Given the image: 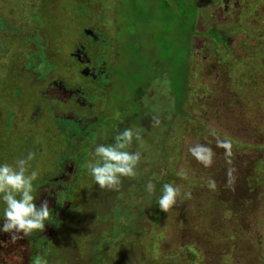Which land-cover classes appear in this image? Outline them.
<instances>
[{
	"label": "rangeland",
	"instance_id": "rangeland-1",
	"mask_svg": "<svg viewBox=\"0 0 264 264\" xmlns=\"http://www.w3.org/2000/svg\"><path fill=\"white\" fill-rule=\"evenodd\" d=\"M125 129L136 176L101 189L85 165ZM29 152L52 215L16 243L0 230V264H264V0H0V164ZM65 215L77 243L46 257Z\"/></svg>",
	"mask_w": 264,
	"mask_h": 264
},
{
	"label": "clouds",
	"instance_id": "clouds-1",
	"mask_svg": "<svg viewBox=\"0 0 264 264\" xmlns=\"http://www.w3.org/2000/svg\"><path fill=\"white\" fill-rule=\"evenodd\" d=\"M160 123L157 117L152 118L153 127ZM215 135V132L212 133ZM142 142L139 132L132 129H125L115 137L113 144H98L94 149V159L89 160L85 167L89 175L94 179L101 189L118 191L121 186L122 177L136 176V167L141 160V153L130 152L126 149L132 144L133 138ZM217 147L225 149V157L231 163L232 144L229 140L217 138ZM189 151L205 167H210L213 163L214 152L212 148L197 144ZM36 154L29 152L26 158L15 161V164H0V199L6 205L3 209L4 233L11 235V242L32 236L36 232H44L46 222L50 220L52 209L48 200H43L39 206L35 203L37 197L34 195V181L38 179L39 172L33 170L29 173L30 162L35 159ZM233 169L228 170V184L234 183ZM183 176L181 171L177 173ZM209 188L215 189L216 182L209 180ZM147 191H155V185L149 182ZM181 190L178 186L165 183L162 187V194L158 199L161 211L168 213L173 207L177 206ZM185 197L190 199L191 193H185ZM2 243V242H0ZM32 264H48L46 259L36 256Z\"/></svg>",
	"mask_w": 264,
	"mask_h": 264
},
{
	"label": "trees",
	"instance_id": "trees-1",
	"mask_svg": "<svg viewBox=\"0 0 264 264\" xmlns=\"http://www.w3.org/2000/svg\"><path fill=\"white\" fill-rule=\"evenodd\" d=\"M211 35H213L214 37H215V39L216 40H219V41H221V39H219V37L217 36V32H216V30L214 29V28H211ZM218 38H217V37ZM157 206V205H156ZM124 207H125V205H122V206H120V208L123 210L124 209ZM122 213H118L117 214V217H120V215H121ZM262 215V214H261ZM260 215V216H261ZM224 216V215H223ZM61 221H64V222H70V220L67 218V216L65 215V217H61V218H59L58 219V225L61 223ZM62 225H61V227L59 228L60 230L59 231H57V235H58V233H59V239H58V243H56V240H55V245H53L52 246V248H50L49 249V251H48V253H47V255H46V257L48 256V255H51V254H53V253H55L56 254V257L55 258H58V260H61V258L63 257V255L62 254H64V253H61V251H63V252H65V250H67L68 248H73V246L77 243V241H74V240H70V241H66L65 240V238H67V235H68V233H73L72 231H73V229H71V224H68V225H66L67 223H61ZM262 227L264 226V218H263V220H262ZM121 227H123L122 229H124L125 230V227L122 225ZM261 235H262V237H261V239H260V251L264 254V232H263V234L261 233ZM75 236V235H74ZM263 239V240H262ZM91 241L93 242L94 241V239L92 238V236H91ZM95 242V241H94ZM97 243V242H96ZM64 247H67L66 249H64ZM48 249H44V251H47ZM98 252V251H97ZM100 253V252H99ZM41 257V256H40ZM99 259H101V253H100V255H99ZM111 260V259H110ZM114 260H116V258H113L112 259V261H114ZM189 260H191V262L193 261L192 259H191V257H189ZM196 261V260H195ZM194 261V262H195ZM120 262V261H119ZM194 262H192L193 264H195ZM75 264H77V263H75Z\"/></svg>",
	"mask_w": 264,
	"mask_h": 264
}]
</instances>
